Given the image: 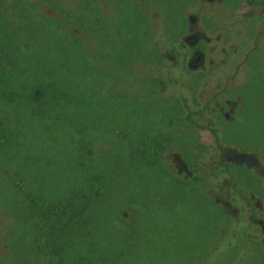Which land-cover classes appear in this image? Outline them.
Masks as SVG:
<instances>
[{
    "label": "rangeland",
    "instance_id": "obj_1",
    "mask_svg": "<svg viewBox=\"0 0 264 264\" xmlns=\"http://www.w3.org/2000/svg\"><path fill=\"white\" fill-rule=\"evenodd\" d=\"M203 1L0 0V264H264V0H217L227 50L190 69Z\"/></svg>",
    "mask_w": 264,
    "mask_h": 264
},
{
    "label": "flooded vegetation",
    "instance_id": "obj_2",
    "mask_svg": "<svg viewBox=\"0 0 264 264\" xmlns=\"http://www.w3.org/2000/svg\"><path fill=\"white\" fill-rule=\"evenodd\" d=\"M214 1L213 3L210 4L209 7H207L211 9L210 15H205L203 10H197L196 15L193 18L191 17V15H189V22H191L190 27L186 26L182 34H179V36H181V39L185 42V46L183 48H186V50L183 51L181 57L185 61L187 67L190 69H193V67H196L198 64H201V62L204 61L207 54L209 53L213 54L215 52L214 49L219 48L221 46V49H219L221 52L227 50L226 42L229 41V34L223 35V28L230 20L227 21L226 23L222 22L220 23V25L216 24L212 26L211 29H206L205 27L201 25V22L204 20H207L208 18H211L214 16H220V17L222 16L224 11L221 8H219L217 4V0H214ZM203 2L201 3L202 6H203ZM256 2H257L256 0H244V3L246 5H242V2H240L238 6L242 5V10H237L238 7H235V14H236L235 17L237 15L243 16L244 12L249 8L250 10L248 11L251 13H254L256 8H253V7L256 4ZM246 22H247V26L249 27L250 22L247 19H246ZM204 47H207L208 50H206ZM185 63L183 62L182 65ZM213 99H215V96L211 97L210 100L208 98L209 101ZM208 100L206 99L203 102L202 104L203 109H206ZM188 102H191L190 98H188ZM216 102H219V101L216 100ZM212 107H218V105L214 103ZM232 109L233 111L235 109L233 104L230 107V111H232ZM227 113L228 114L226 115L230 116L231 112H227ZM197 115L198 114H192L190 115V117H194ZM214 139L218 146V142H217L218 138L217 139L214 138ZM219 144H220V149H226V151L231 150L229 151L230 153L233 152V149H231L230 146H222L220 141H219ZM238 154L240 153H235V155H238ZM262 230L264 231L263 228Z\"/></svg>",
    "mask_w": 264,
    "mask_h": 264
},
{
    "label": "trees",
    "instance_id": "obj_3",
    "mask_svg": "<svg viewBox=\"0 0 264 264\" xmlns=\"http://www.w3.org/2000/svg\"><path fill=\"white\" fill-rule=\"evenodd\" d=\"M0 59L2 60V57H0ZM5 63V62H4ZM6 72V71H5ZM55 76H59L60 78H63V73L62 72H60V71H57V72H55ZM12 82H14V83H12ZM6 83H8V87L4 90V94L6 95V97H8V98H11V99H14V100H16V66H15V68L13 69V72H10V75H9V79H8V82H6ZM54 84V82L52 81V82H50V83H48V85H53ZM35 92H37V95L35 94ZM11 95H15L14 97H10ZM52 96H55V91L52 89V88H49V89H43V88H36L35 90H30L29 91V97L30 98H34V99H36V101H38V102H40V101H43V103L44 104H46L47 106H49V107H51V105H49L47 102L49 101H52ZM51 103V102H50ZM183 112H184V108H183V110H182V114H183ZM213 132H215V130H212ZM215 138L217 139V136H215ZM23 140V139H22ZM34 144H37L38 142H39V139H30ZM26 140H24V142H25ZM216 145V144H215ZM217 146V145H216ZM25 147V145L23 146V145H21V143L19 142V140L18 139H16V153L18 154V155H23V153H22V150H23V148ZM218 147L220 148V144H219V141H218ZM30 150V149H29ZM223 151L225 152L226 150L225 149H223ZM229 151H231V150H228V152ZM30 155V154H29ZM29 157V156H28ZM27 158V157H26ZM26 158L24 159V162H25V160H26ZM18 159H21L20 157H18ZM257 159V158H256ZM258 160V159H257ZM259 161V160H258ZM228 162H229V159L228 160H225L224 161V163L227 165L228 164ZM231 162V161H230ZM229 162V163H230ZM233 163H235V162H233ZM236 164V163H235ZM194 165V164H193ZM197 165L199 166V163H197ZM164 166H165V163H164ZM259 166H260V162H259ZM147 177H148V175H147ZM94 178V177H93ZM149 178V180H150V177H148ZM155 180H152V182H154ZM74 184H78V185H80V187H81V190H82V194H83V198L85 199V205H84V210L86 209V208H90V209H94V210H97V208H94V205H93V198L95 197V196H97V197H99L98 196V193L100 192V189L99 188H97V193L95 194L93 191H92V188H90V187H88V190L89 191H91V192H93L95 195L91 198V199H89V197H87V196H85V194H84V187L82 186V184L80 183V180L79 179H75V181H74ZM101 198H102V196H101ZM196 203H197V201L196 202H194L193 203V206L192 207H196V208H198L202 213H203V211L199 208V207H197L196 206ZM97 205H100V203H99V201L96 203ZM103 204V207H104V203H102ZM65 206V205H64ZM99 208H102V206L100 205V206H98ZM65 210H66V208H65ZM104 210H107V209H105L104 208ZM98 211V210H97ZM100 211H102V209L100 210ZM137 213H143V212H141V211H139L138 210V212ZM105 232H108V228L106 229V230H104ZM207 231V230H206ZM191 263H193V264H200L199 263V259L197 260V261H191Z\"/></svg>",
    "mask_w": 264,
    "mask_h": 264
},
{
    "label": "water",
    "instance_id": "obj_4",
    "mask_svg": "<svg viewBox=\"0 0 264 264\" xmlns=\"http://www.w3.org/2000/svg\"><path fill=\"white\" fill-rule=\"evenodd\" d=\"M231 162H235L236 164H245L248 167H257L259 166V161L252 156H248L245 154H238L233 156L230 159Z\"/></svg>",
    "mask_w": 264,
    "mask_h": 264
}]
</instances>
